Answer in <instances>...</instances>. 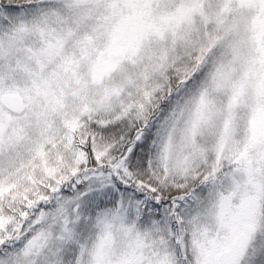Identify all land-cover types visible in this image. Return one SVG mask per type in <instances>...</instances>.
Here are the masks:
<instances>
[{
    "label": "snow or ice",
    "instance_id": "6c2138e0",
    "mask_svg": "<svg viewBox=\"0 0 264 264\" xmlns=\"http://www.w3.org/2000/svg\"><path fill=\"white\" fill-rule=\"evenodd\" d=\"M0 264H264V0H0Z\"/></svg>",
    "mask_w": 264,
    "mask_h": 264
}]
</instances>
